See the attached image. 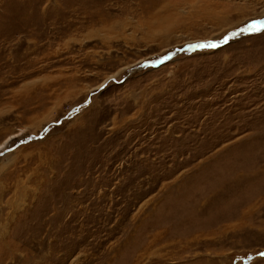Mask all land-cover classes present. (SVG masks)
Instances as JSON below:
<instances>
[{"label":"rangeland","instance_id":"374dc122","mask_svg":"<svg viewBox=\"0 0 264 264\" xmlns=\"http://www.w3.org/2000/svg\"><path fill=\"white\" fill-rule=\"evenodd\" d=\"M263 24L264 0H0V264H264Z\"/></svg>","mask_w":264,"mask_h":264},{"label":"water","instance_id":"95a60500","mask_svg":"<svg viewBox=\"0 0 264 264\" xmlns=\"http://www.w3.org/2000/svg\"><path fill=\"white\" fill-rule=\"evenodd\" d=\"M263 26H264V24H263ZM241 31H243V30H238V32H241ZM228 37H229V35L225 36L224 39H220V40H217V41L198 42L197 44L189 46V48L193 49V48H201V47H216V46L222 45L225 41H227ZM143 65H149V63H144ZM29 140H31V138ZM9 149H7V150H9Z\"/></svg>","mask_w":264,"mask_h":264},{"label":"snow or ice","instance_id":"6c2138e0","mask_svg":"<svg viewBox=\"0 0 264 264\" xmlns=\"http://www.w3.org/2000/svg\"><path fill=\"white\" fill-rule=\"evenodd\" d=\"M259 28H260L259 25H253V26H252V30H254V31H255V30H259Z\"/></svg>","mask_w":264,"mask_h":264},{"label":"bare ground","instance_id":"6f19581e","mask_svg":"<svg viewBox=\"0 0 264 264\" xmlns=\"http://www.w3.org/2000/svg\"><path fill=\"white\" fill-rule=\"evenodd\" d=\"M4 147V146H3ZM2 149V147H0V150Z\"/></svg>","mask_w":264,"mask_h":264}]
</instances>
